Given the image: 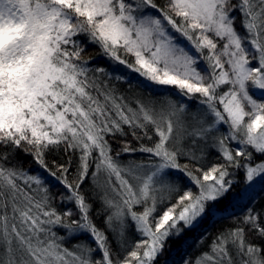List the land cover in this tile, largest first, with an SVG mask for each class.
Instances as JSON below:
<instances>
[{"label": "snow or ice", "instance_id": "snow-or-ice-1", "mask_svg": "<svg viewBox=\"0 0 264 264\" xmlns=\"http://www.w3.org/2000/svg\"><path fill=\"white\" fill-rule=\"evenodd\" d=\"M250 88L264 94V0H0V264H159L173 239L179 264H264V207L187 251L232 170L264 177ZM212 151L221 162L205 170Z\"/></svg>", "mask_w": 264, "mask_h": 264}, {"label": "trees", "instance_id": "trees-1", "mask_svg": "<svg viewBox=\"0 0 264 264\" xmlns=\"http://www.w3.org/2000/svg\"><path fill=\"white\" fill-rule=\"evenodd\" d=\"M160 3H163L164 0H159ZM239 27V24H237ZM177 41L181 44H184L185 47H188L187 42L184 41L182 38L179 37L178 34ZM83 58L89 62L91 67H103L106 66L108 63L103 57L99 54V49L93 45H87L85 48V52L83 53ZM121 70L123 71V66H120ZM135 76V74H132ZM113 86L118 89L119 92L123 93L126 97L135 98L137 96L142 97L144 99H149V93L146 90L137 88L135 83L129 85L123 81H112ZM163 89L156 88V92H162ZM174 91V90H173ZM254 98L258 100H264V94H260L253 90L251 92ZM159 98V97H157ZM221 131H226V128L222 127ZM124 137H118L117 140L112 141L113 148L121 147V141ZM127 139L131 141L133 147H136V141L132 139L131 136H128ZM231 147H239V145H231ZM251 151V149H249ZM17 159L24 161V168L25 169H32L36 170L37 165L31 160L30 157H26L21 155L17 156ZM55 159L58 163H64L68 159L67 155L63 152L60 153H52L48 156L49 162ZM264 160V157L254 154V161L253 163L260 162ZM221 161L217 158L216 153L214 151L210 152L207 159L203 163V167L206 170L212 164L220 163ZM233 180V185L231 190L223 197L220 201L216 202L215 206L212 207L210 205L211 211L206 219H204L201 227L195 233H187L186 238L188 239L189 244L191 247L187 248L188 255L191 257H196L200 252L206 251L208 249L209 244L214 239V237L221 232L222 230L235 227L239 223L240 219L242 218L243 212L247 206H254L256 210H260L264 207V177H260V182L256 187L250 188L248 191V182L245 178V174L243 170H232V175L230 177ZM50 183L53 185L52 191L55 193L57 190L63 191L60 185L56 183V181L52 178H49ZM187 184V180L184 181ZM84 191L86 193L91 192L89 183L86 181L84 185ZM172 202H175V196H173ZM57 206L60 210H63V206L59 205L57 202ZM100 207V205L93 201V219L96 221L99 227H103V217L96 216V210ZM57 231H62L58 229ZM201 236L205 237L203 243L200 246H197L195 241L199 239ZM250 238L254 239V242H259L255 240L254 237L250 236ZM181 241L178 240H169L168 246L166 248L164 257L161 258L159 264H163L164 259H169V264H171V260H177L179 263L180 257L177 255L179 249V245ZM71 248V245H68Z\"/></svg>", "mask_w": 264, "mask_h": 264}, {"label": "rangeland", "instance_id": "rangeland-1", "mask_svg": "<svg viewBox=\"0 0 264 264\" xmlns=\"http://www.w3.org/2000/svg\"><path fill=\"white\" fill-rule=\"evenodd\" d=\"M254 89H251L250 88V93L253 91ZM256 92H258V93H260V94H262L260 91H258V90H255ZM233 145H236V144H233ZM237 146V145H236ZM260 182V177H257V178H255L254 179V181L253 182H250V185H248V188H246V190L248 191L250 188H253V187H256L257 185H258V183ZM193 191L195 192V191H197V189L193 186ZM133 238H136L135 236H133ZM190 256V255H189ZM177 261V260H176ZM163 264H164V262H163ZM177 264H179V263H177Z\"/></svg>", "mask_w": 264, "mask_h": 264}]
</instances>
